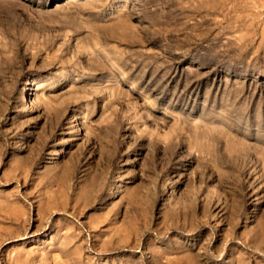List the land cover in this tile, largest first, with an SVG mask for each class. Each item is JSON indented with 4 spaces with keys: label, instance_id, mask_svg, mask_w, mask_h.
Segmentation results:
<instances>
[{
    "label": "rangeland",
    "instance_id": "1",
    "mask_svg": "<svg viewBox=\"0 0 264 264\" xmlns=\"http://www.w3.org/2000/svg\"><path fill=\"white\" fill-rule=\"evenodd\" d=\"M0 264H264V0H0Z\"/></svg>",
    "mask_w": 264,
    "mask_h": 264
},
{
    "label": "bare ground",
    "instance_id": "2",
    "mask_svg": "<svg viewBox=\"0 0 264 264\" xmlns=\"http://www.w3.org/2000/svg\"><path fill=\"white\" fill-rule=\"evenodd\" d=\"M18 53H19V52H18ZM18 57H19V56H18ZM21 58H22V60L26 59V57H25V53L22 54Z\"/></svg>",
    "mask_w": 264,
    "mask_h": 264
}]
</instances>
